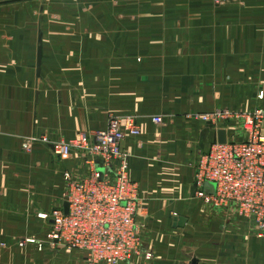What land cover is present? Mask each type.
I'll return each mask as SVG.
<instances>
[{
	"label": "crops",
	"instance_id": "1",
	"mask_svg": "<svg viewBox=\"0 0 264 264\" xmlns=\"http://www.w3.org/2000/svg\"><path fill=\"white\" fill-rule=\"evenodd\" d=\"M39 9L24 29L0 30V264H86L85 252L65 255L45 242L53 221L41 215L64 208L65 173L79 179L92 167L79 153L62 159L52 147L27 152L24 144L31 136L70 141L104 130L111 113L134 116L142 130L123 147L146 207L139 218L145 246L159 251L151 264H264V230L196 197L200 158L220 129L184 120L221 112L233 121L264 110V0L229 7L212 0H50ZM140 70L141 82L126 81L132 90L117 105L119 81ZM154 115L174 120L158 126ZM236 124L221 128L227 139L244 136ZM204 209L226 216L225 225L203 218ZM176 217L187 219L184 228ZM189 227L194 236L186 235ZM23 239L36 242L21 248Z\"/></svg>",
	"mask_w": 264,
	"mask_h": 264
},
{
	"label": "built area",
	"instance_id": "2",
	"mask_svg": "<svg viewBox=\"0 0 264 264\" xmlns=\"http://www.w3.org/2000/svg\"><path fill=\"white\" fill-rule=\"evenodd\" d=\"M260 97L263 99L264 94ZM198 117L215 123L228 114L216 112ZM238 117L243 120L247 138L241 142L231 139L225 144L216 142L209 153L201 156L196 197L207 204L235 208L241 217L264 230V110L241 113ZM152 120L158 126L165 123L160 115ZM141 135L134 117L122 120L112 117L106 129L83 133L70 141H52L45 136L26 139L27 152L37 144L45 145L62 159L79 153L92 167L89 175L79 179L64 174L69 210L66 213L60 208L51 213L49 241L85 252L86 264L133 263L138 259L150 263L153 255L143 251L139 222L146 207L140 198L139 185L130 180L131 156L123 147L127 138ZM207 183L216 185L214 194L204 191ZM48 217L41 215L43 219ZM35 242L28 239L20 246ZM39 249L42 250V245Z\"/></svg>",
	"mask_w": 264,
	"mask_h": 264
},
{
	"label": "rangeland",
	"instance_id": "3",
	"mask_svg": "<svg viewBox=\"0 0 264 264\" xmlns=\"http://www.w3.org/2000/svg\"><path fill=\"white\" fill-rule=\"evenodd\" d=\"M2 1H9V0H0V2H2ZM47 1H50V0H39V1H35L33 3L30 2V3L19 4V5L18 4H13V5H9V6L0 7V18H1L0 19V30H13V28H16V30L24 29V27L27 26L28 17L30 15V12L34 11L35 13H37L40 10L39 9L40 6L43 5L44 3H46ZM212 1H213V3H214L215 6H219V7H229L231 5H235V4H238L239 3V0H212ZM43 9H44V7H43ZM138 28H141V27L140 26L136 27V29L132 30V32H140V30ZM141 47H143V46L141 45ZM141 58L142 57H136V61L138 59V62H141ZM150 61L152 63L153 60H150ZM119 63L122 64L120 62V60H119ZM131 67H133V69H135V65L134 64H131ZM136 73H137V75L134 74V76L132 77V79L126 78V79H122L121 81H119L118 88H117V93L119 94V101H118L117 105H123L122 102H124V97H125L127 91L128 90L129 91L132 90V89H130L131 86H127L126 81H130V83H132L133 86H135L136 81H139V83H140L141 82V76L143 74H145V72H142L141 70L138 71V72H136ZM142 88L143 87L141 85H139L137 87H134V91H137V92H135V94H138V95L139 94H142ZM169 90H172V89H169ZM121 96H123V98L120 100V97ZM199 115H201V114H199ZM155 116H157V115H154L153 117H155ZM160 116H162V115H160ZM112 117L118 118V119H121L122 120V119H126V118H131V117H134V116H131V115H116V114L114 115L113 113H111V114H109V118H108V121H107V125H108V122L110 121V119ZM153 117H152V119H153ZM152 119H151V121L153 122ZM164 119H165L164 125H166L167 123L170 125V124L173 123V120H174L171 117H167V116L166 117L164 116ZM187 119H189V120H187ZM187 119H184V120L185 121H188V122L190 121L189 123H191V122L197 123L199 121H203L204 123L203 122H200V123H203L205 125V122H206V121L200 119L198 117V115H193L192 117H189L188 116ZM197 120H199V121H197ZM136 122H137V119H136ZM236 122H240L242 124V126H243V120L242 119H237V120H233L232 121V120H228L226 118H221L220 120H218L215 123L214 122H210V123H212L215 126V128H214V131H215V129L222 130L221 128H223V126L226 127L227 124L236 128L238 126L236 124ZM137 124H138V122H137ZM164 125H162V126H164ZM232 131H235V130H232ZM31 137H33V136H31ZM246 138H247V136H246V133H245L244 136H242V135H237V136L232 135L230 139L232 141L234 140V141H237V142H241V141H243ZM129 172H130V170H129ZM205 186H206V184L204 185V189H205ZM67 189H68V187H67ZM233 210L237 213V210L235 208H233ZM64 211H65V209H64ZM236 213H233V214H236ZM206 214H210L212 217L216 218L217 220H215V221H219V224L221 226L222 225H225V224L222 223V221L224 222L226 220V218H227L226 216H224V217L222 216V218H220L218 216V214L209 212L206 209H204V211H203V218L206 217ZM50 215H48L49 217L47 219L50 218ZM199 222H200V220H199ZM200 227L201 228L205 227V224L201 225ZM224 232H225V229L223 228V233ZM144 233L145 232H143V230H141L142 244L144 246L143 251H144L145 254L153 255V257H152V259H153L155 254L159 255V251H155L151 247L150 248H146L145 243H144V238H143V234ZM194 233H195V228L189 227L188 228V232H187L186 235L194 236ZM27 240L28 239L21 240L19 242L18 246H20V243L21 242H25L26 243ZM46 240L47 241H45V242H49L50 244H53L51 241L48 240V234L46 236ZM187 240H189L188 237H187ZM40 245H42V244H40ZM54 245L57 246V244H54ZM21 248H23V247H21ZM42 248H43V246H42ZM60 248L62 249L61 252L64 251V254L65 255H69V254L77 253L78 252V250H69L66 247H60ZM54 249H56V248H54ZM79 252H83V251H79ZM136 257H138V256H136ZM138 260H142L143 261V264H145L144 259H138ZM151 261H150L149 264H151ZM58 264H61V263H58ZM122 264H132V263H122Z\"/></svg>",
	"mask_w": 264,
	"mask_h": 264
},
{
	"label": "water",
	"instance_id": "4",
	"mask_svg": "<svg viewBox=\"0 0 264 264\" xmlns=\"http://www.w3.org/2000/svg\"><path fill=\"white\" fill-rule=\"evenodd\" d=\"M19 1H25V0H13V1H8V2H19ZM41 58H42V54H41V49L39 50V55H38V66H41ZM40 74V73H39ZM219 140L218 142L221 144H225L227 142V133L224 130H220L219 133ZM197 183L194 187V190L197 189ZM216 190V185L213 183H207L206 184V189L205 192L208 194H214ZM65 212L68 213L69 210V205L68 203L65 204L64 206ZM187 224V219L185 217H176V227L177 228H184Z\"/></svg>",
	"mask_w": 264,
	"mask_h": 264
}]
</instances>
